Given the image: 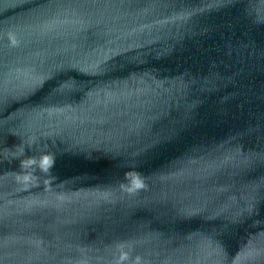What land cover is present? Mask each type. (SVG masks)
Listing matches in <instances>:
<instances>
[{"label": "water", "instance_id": "obj_1", "mask_svg": "<svg viewBox=\"0 0 264 264\" xmlns=\"http://www.w3.org/2000/svg\"><path fill=\"white\" fill-rule=\"evenodd\" d=\"M0 264H264V0H0Z\"/></svg>", "mask_w": 264, "mask_h": 264}, {"label": "clouds", "instance_id": "obj_2", "mask_svg": "<svg viewBox=\"0 0 264 264\" xmlns=\"http://www.w3.org/2000/svg\"><path fill=\"white\" fill-rule=\"evenodd\" d=\"M43 160H44V163L48 162V158L47 157H44Z\"/></svg>", "mask_w": 264, "mask_h": 264}]
</instances>
